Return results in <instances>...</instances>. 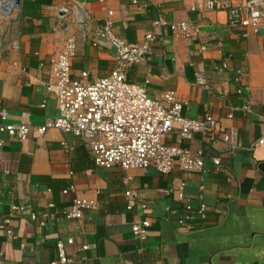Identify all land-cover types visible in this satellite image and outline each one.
<instances>
[{"label": "crops", "instance_id": "0c3cea01", "mask_svg": "<svg viewBox=\"0 0 264 264\" xmlns=\"http://www.w3.org/2000/svg\"><path fill=\"white\" fill-rule=\"evenodd\" d=\"M206 1L21 0L0 27V101L12 122H23L25 113L34 127L59 117L57 100L43 82L49 61L70 35L77 44L74 80L111 74L115 50L95 33L113 12V32L133 44L152 32L160 17L190 21L200 29L190 40L157 30L152 53L130 69L127 80L145 84L153 98L176 91L185 117L203 120L211 114L224 130L213 142L197 135L184 143L205 155L204 171L190 175L178 169L161 175L154 169L97 167L83 140L58 130L23 142L3 136L0 264L55 262L59 240L70 264H264V145L258 143L264 137V30L230 27L226 13L208 11ZM75 5L90 17L85 32L65 14ZM223 64L227 69H215ZM199 75L205 85L196 84ZM224 134L234 135L236 145L225 143ZM175 140L172 136L169 142ZM181 183L184 202L178 198ZM129 191L139 196L145 211L127 209ZM74 198L95 206L81 221L65 217ZM201 204L207 218L196 217L193 229L183 228L179 222L186 205L195 215ZM141 216L151 222L143 242L132 232Z\"/></svg>", "mask_w": 264, "mask_h": 264}, {"label": "built area", "instance_id": "2783aa9c", "mask_svg": "<svg viewBox=\"0 0 264 264\" xmlns=\"http://www.w3.org/2000/svg\"><path fill=\"white\" fill-rule=\"evenodd\" d=\"M75 1L64 0L71 4ZM205 8L211 12H225L230 27H244L254 33L264 30V0H207ZM17 9L14 0H0V27L6 25ZM64 11L71 24L85 32L90 22L87 11L79 5ZM112 28L113 12H108L104 26L95 33L97 39L108 41L115 50L116 66L108 77L89 80L88 74H84L80 80L72 78V61L77 54L73 35L49 61L48 77L43 85L57 100L58 118L34 127L30 123V114L25 113L23 122H12L0 101V147L4 143L3 136L23 142L30 136L40 138L51 130H58L83 140L95 165L100 168L143 172L154 169L161 175H170L175 169L188 175L202 173L204 152L191 150L184 143L197 135L208 142L218 140L224 129L217 119L211 114H206L203 120L189 119L184 116V102L176 91H164L158 98H153L145 84L127 80L130 69L152 53L159 40L157 30L168 29L173 36L190 40L198 36L200 29L190 21L169 22L160 17L153 22V31L141 42L133 44L118 37ZM13 46L18 48L17 43ZM215 69H227V64ZM196 84L205 85L206 81L199 75ZM172 136L176 137L174 143L169 142ZM222 140L236 145L234 135L224 134ZM258 143L264 145V137ZM220 163V160H214L217 168ZM185 186L181 183L178 187V198L182 202L185 201ZM68 193L67 190L63 192L64 195ZM125 196L128 210L134 207L142 211L147 209L137 194L129 191ZM94 208L88 200L74 198L65 217L69 221H81L84 213ZM193 210L186 205V214L179 222L185 229H193L197 218L201 221L207 218L204 204L195 209V215ZM32 219L36 221L37 217L33 215ZM150 228L151 222L144 216L132 224L134 237L142 242L148 238ZM8 235H11L10 231ZM73 243L72 239L68 240L69 245ZM88 249L89 246L82 247L83 251ZM56 251L57 260L43 264L72 262L65 252L64 242H57Z\"/></svg>", "mask_w": 264, "mask_h": 264}, {"label": "water", "instance_id": "95a60500", "mask_svg": "<svg viewBox=\"0 0 264 264\" xmlns=\"http://www.w3.org/2000/svg\"><path fill=\"white\" fill-rule=\"evenodd\" d=\"M14 2H15L16 7L19 8L21 5V0H14Z\"/></svg>", "mask_w": 264, "mask_h": 264}]
</instances>
